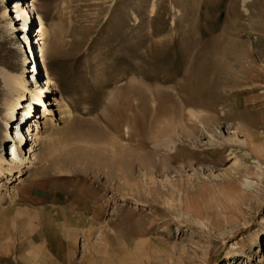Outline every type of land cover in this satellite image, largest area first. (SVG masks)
<instances>
[{
  "label": "rangeland",
  "instance_id": "rangeland-1",
  "mask_svg": "<svg viewBox=\"0 0 264 264\" xmlns=\"http://www.w3.org/2000/svg\"><path fill=\"white\" fill-rule=\"evenodd\" d=\"M34 3L23 31L0 0V154L29 44L54 81L0 172V264H264V0Z\"/></svg>",
  "mask_w": 264,
  "mask_h": 264
},
{
  "label": "bare ground",
  "instance_id": "bare-ground-1",
  "mask_svg": "<svg viewBox=\"0 0 264 264\" xmlns=\"http://www.w3.org/2000/svg\"><path fill=\"white\" fill-rule=\"evenodd\" d=\"M6 1H10V0H6ZM13 1H15V2H13ZM12 4H14V5H12ZM24 4L26 6H24ZM10 6H11L10 9H9V7H6L5 6V10L2 13L3 17L5 16V18H6V16L9 14V12L11 14H12V12H16L17 13V16L16 17L17 18H15V19H17V21L23 20L22 27L19 28V29H22L23 31H25L27 29L28 23L30 21L29 11L31 13H34V15H36V16H34L32 14L33 16H31V17H35V18L38 17V18H40L39 12L36 11L34 0H11V5ZM12 6L15 7V9H13ZM7 17H9V16H7ZM9 23H11V22H9ZM38 31H41V32L42 31L43 32H46L47 31V29H46V27H45V25H44V23L42 21H41V28ZM39 39L42 40L43 38L40 37ZM26 40L28 41V43H30L29 38H27ZM38 41H40V40H38ZM33 47H34L33 43L32 44H29L30 52L32 53V55H34L35 60H37V62L34 65V68L32 67L33 69H31V73L34 72L31 75V80H27L26 81V79L21 74H11V75L8 74L9 75V78L6 80L7 81V85H8V89H9L8 97H7V105L9 107V113L11 114V116H13L15 114V110H16L17 105H19L20 108L23 109L22 112H21V118H20L22 120V124L23 125L21 123L20 124H17V127H15V128L12 129V130H15V133L14 134L11 133V137H13V140H15V141L13 143L14 145L12 144V146H11V147H13L12 150H11V153H8V148H6V141L7 140H5V142H4V146L3 147L5 148V150L7 152V155H4V153L3 154H0V172H2L3 169H7L10 172H11V170L13 171V169L14 170L15 169H18L20 172L22 171L21 170L22 169L21 167H23L25 161L27 160V158L24 157L23 150L21 148L23 146V143H24L22 141V138H23V140L25 139V141H28V140H34V141H36L38 138H40V134H39L40 133V129H39V125L40 124L38 125L37 122H36V124H32V126L33 125L36 126L34 128L35 131L33 129L32 132H30L28 130L31 127L27 125V129L26 130H27L28 134L23 131L24 130V125H26V123H28V121L30 120L31 115H32V112L31 111H32L33 108L41 107V106L44 107V109L42 110L43 113H42L41 117L42 116H45L46 115V112L48 110V107L46 105L47 102L45 100V97L48 95L47 94L48 91L49 90H52V84L54 83V81H53L52 76L49 74L48 65L45 63V50H44V48H42V45H39V48L40 49H39V51H36V48L34 47V49H33ZM54 48H55V50H57L56 52L58 54H60V56H63L64 55V53L62 51L63 48H61V47L60 48H57L56 46ZM34 51H36L38 54H40L41 61L43 62L44 68L47 71H46V80L43 78V80H42L43 81L42 86L35 85L37 87V90L32 91V89L28 86V81L29 82L30 81H32V82L33 81H37L39 79L38 77L41 75L40 74V72H41V69H40V61L38 62V54L36 56V53ZM5 77L7 78L8 76H5ZM26 91H30L31 97H32V101H28V104H26V105L24 104L22 106L21 105V98H22V100L25 99V95H26L25 93H26ZM32 104H33V106H32ZM27 116H28V119L25 121L24 119ZM71 116H72V112L69 110V112H68V118H71ZM15 138H17L18 141ZM4 148H3V150H4ZM31 149L29 150L31 152L28 155L29 158H30L29 161H33L35 159L34 154H32V151L33 150H31ZM26 153H29V152H26ZM27 162L28 161H26V163ZM5 164H8V167H4ZM11 173L13 174L14 171L11 172ZM0 175L2 176L1 173H0ZM19 177H20V175L18 176V178Z\"/></svg>",
  "mask_w": 264,
  "mask_h": 264
},
{
  "label": "crops",
  "instance_id": "crops-1",
  "mask_svg": "<svg viewBox=\"0 0 264 264\" xmlns=\"http://www.w3.org/2000/svg\"><path fill=\"white\" fill-rule=\"evenodd\" d=\"M27 209V208H26ZM29 209V208H28ZM26 211H28V210H26Z\"/></svg>",
  "mask_w": 264,
  "mask_h": 264
}]
</instances>
